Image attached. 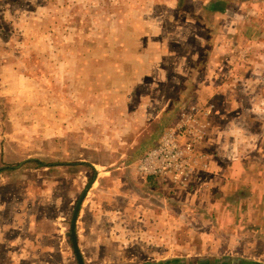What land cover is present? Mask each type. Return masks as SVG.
Instances as JSON below:
<instances>
[{
  "label": "crops",
  "instance_id": "crops-1",
  "mask_svg": "<svg viewBox=\"0 0 264 264\" xmlns=\"http://www.w3.org/2000/svg\"><path fill=\"white\" fill-rule=\"evenodd\" d=\"M135 2L94 23L93 29L102 32L94 47L103 48L72 54L71 66L59 69L70 75L62 78L65 96L54 119L44 108L38 125L33 124L24 103L22 118L12 114L3 124L9 128L0 131V254L23 255V260L7 258L18 264H29L36 253L46 255L43 262L48 255L68 258L74 252L66 215L72 207L71 220L89 185L75 225L83 264H264V0ZM29 55L14 60L24 64L7 67L23 79L24 88ZM17 92L9 95L13 106H21ZM209 104L213 112L206 117ZM203 107L200 121L211 129L196 150L206 155V167H198L183 187L170 178L157 181L139 173L140 159L163 132ZM91 129L96 131L92 141L108 143L111 157L117 158L113 163L123 159L125 164L81 162L93 174L84 188L75 180L40 179L33 194L26 181H13L10 175L23 172L27 162L46 170L76 165L32 157V132L40 141L53 134L58 144L67 134L77 148L80 133L84 140ZM16 157L27 158L16 166L2 165ZM184 205L189 210L182 214ZM195 207L202 213L193 212ZM229 213L236 224L230 237L246 236L247 242L236 247L231 241L219 253L214 249L219 244L193 240L202 230L182 223L199 222L207 232L213 214L218 225L212 228L224 232ZM54 262L78 264L70 258Z\"/></svg>",
  "mask_w": 264,
  "mask_h": 264
},
{
  "label": "rangeland",
  "instance_id": "rangeland-1",
  "mask_svg": "<svg viewBox=\"0 0 264 264\" xmlns=\"http://www.w3.org/2000/svg\"><path fill=\"white\" fill-rule=\"evenodd\" d=\"M126 1L127 3H125ZM135 3V0H0L1 133L2 130L3 132H5V130L7 132V129L9 128V126L5 127L3 124L8 123V117L10 115L14 114L22 118L21 111L24 103L27 106H30V117L32 118L31 122L33 124L38 125L40 117L42 116L41 109L44 108H47L49 111V119H54L57 104L61 102V97L63 96L64 99L65 96V92L62 93V78L64 77V79H66L67 76L69 77L70 75H67V73H61L59 69L62 66H71L72 62L70 60L72 58L70 55L72 54H87L88 51H95L99 48H103L102 46L94 47V40L98 41L96 34L102 33L98 29H93L94 23H104L107 15H111L110 10H121V7L124 5H134ZM23 54L25 56L26 54H30V60L26 62V65H31V70L28 71L26 75H23L28 80V87L26 88H24L20 83V80L22 81L23 79H19L20 77H17V75L13 73H8L11 69H7V67L11 64H16L15 67L24 64L23 62L20 63L14 61L17 57ZM80 76L84 77L85 75L80 73ZM14 78L18 79L19 82L14 83L12 80ZM10 89H12V91L8 93ZM13 92H17V99H21V106L17 104V102V105L13 106V103L10 102L11 96L9 95H12ZM57 98L59 99L57 100ZM11 105L16 108V112H13ZM207 107L210 108V115H212L213 108L210 104ZM204 108L205 107L197 111L202 113ZM80 118L83 120L87 119L84 116V113L80 115ZM48 127L49 129H55V126L53 125H49ZM65 128L67 129V125ZM81 128L87 129V126L83 124ZM95 133L96 131L91 129L90 136H85L84 140H81L83 135L80 133L79 140L74 142L77 148H74L70 144L68 140L69 136L67 134H65L63 141L58 144L59 141L56 140V136L53 134L49 133L47 135L50 140L40 141V136L32 132V139L34 142L31 148L32 157L38 158L42 161L44 160L46 163H58L74 160L76 161L74 162L76 165L72 166L73 168L64 169L50 168L52 167L50 166L46 170L41 169L39 164L27 162V164L25 163L26 165L24 170H20L23 172L20 174H12L10 176L16 177L13 181H26V185H30L27 188H31V192L33 194L35 191H39L40 179L45 180V182L48 181L49 183H53L59 179H64L68 182L75 180L79 182L81 188H84L87 185V182L93 178V174L91 169L84 164H80L81 162H92L97 166H101L100 164L106 163L107 165H111V167L117 166L121 163L125 164L123 159L113 163L112 160H116L117 158L111 157V150L108 147V143H105L104 141L91 140L92 135ZM39 142L42 143V148L47 153L40 151ZM62 153L64 156H61ZM26 158L27 157H16V159L10 161L6 159L4 160L5 162H2V165L16 166L15 164L18 161H22ZM126 164L134 165V162L132 161ZM98 169L101 168L98 167ZM145 177L149 178V176ZM154 179L158 181V178ZM233 198L234 196H230L229 200L231 199L232 201L234 200ZM69 208L72 211V207ZM186 209L189 210V207L184 205V211L182 214L187 213ZM227 209H231L230 205L227 206ZM190 210H192V208ZM71 211H69L68 215H66L68 218L66 221V231L68 233ZM195 211L199 213L200 208L199 211H197L195 207L193 212ZM188 213V217H193L191 215V211H188ZM200 213H202V211H200ZM210 215L212 216L213 214ZM211 216H208V224L210 225L207 228L208 233L203 232L205 229L200 226L199 222L188 223L184 221L182 222V220L180 222H182L186 228L199 231L202 230L201 235L203 234V236L201 237V235H198L196 239L193 240L202 242L201 240L207 239L208 241L206 240V244L208 245V242L211 244L209 247H214V243L219 244L218 247H214L216 253H219L221 250L228 249L231 245V241H234V245L236 247L239 242H242L243 244L247 242L246 236H239V238L230 237L232 232L231 228H234L236 225L235 224L233 226L231 223L232 219H229L232 217V214L229 213L225 219L226 222L224 223V228L229 230L224 232L221 231L222 229L219 230V232H216L215 229L212 228L218 225V222L216 221V217ZM240 218L241 217L238 219L236 218V220H239ZM204 224L205 223H202V225ZM211 230L213 231L212 234ZM206 233L208 236H204ZM183 242L186 241L183 240ZM187 242H189V240H187ZM31 255L33 257V261L30 263L28 262L29 264H54V260L67 261L69 258L70 260L73 259V261L76 262L74 253L70 254L68 258H66L67 255H63V258L61 259L54 257L55 255H48L47 257L51 256V258H46L45 262L41 260H44L46 255H39L38 253ZM14 257H18V260H20V257L22 260L25 258L23 255L8 256L6 254H0V264H18V261H15L16 263H12V260L7 259H14Z\"/></svg>",
  "mask_w": 264,
  "mask_h": 264
},
{
  "label": "built area",
  "instance_id": "built-area-1",
  "mask_svg": "<svg viewBox=\"0 0 264 264\" xmlns=\"http://www.w3.org/2000/svg\"><path fill=\"white\" fill-rule=\"evenodd\" d=\"M210 113L207 110L205 116ZM200 114L193 108L165 130L158 144L140 159L138 172L159 179L170 178L174 183L186 186L198 167H206V155L196 148L209 136L211 127L200 121Z\"/></svg>",
  "mask_w": 264,
  "mask_h": 264
},
{
  "label": "water",
  "instance_id": "water-1",
  "mask_svg": "<svg viewBox=\"0 0 264 264\" xmlns=\"http://www.w3.org/2000/svg\"><path fill=\"white\" fill-rule=\"evenodd\" d=\"M88 188H89V185L86 187V189L81 194V197H80L79 201L77 202V204L73 210L72 217L70 220V225H69L68 237L71 241L72 250L74 252V255H75V258H76V261L78 264H83V261H82V257H81V254L79 252V249L77 247L75 225H76V218L78 215L80 204H81L83 198L85 197V194H86V191Z\"/></svg>",
  "mask_w": 264,
  "mask_h": 264
}]
</instances>
